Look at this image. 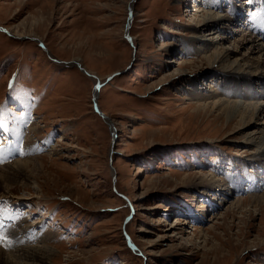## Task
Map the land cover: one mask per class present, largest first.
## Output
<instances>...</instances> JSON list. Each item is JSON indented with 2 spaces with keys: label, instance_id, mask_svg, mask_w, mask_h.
Masks as SVG:
<instances>
[{
  "label": "rangeland",
  "instance_id": "1",
  "mask_svg": "<svg viewBox=\"0 0 264 264\" xmlns=\"http://www.w3.org/2000/svg\"><path fill=\"white\" fill-rule=\"evenodd\" d=\"M263 1L0 0V169L41 162L0 195V252L20 262L26 249H53L48 264H264L261 192L221 202L224 191H203L264 172V151L210 104L257 99L225 95L212 75L236 70L202 56L216 32L259 44L250 24ZM201 11L220 17L196 38Z\"/></svg>",
  "mask_w": 264,
  "mask_h": 264
},
{
  "label": "bare ground",
  "instance_id": "2",
  "mask_svg": "<svg viewBox=\"0 0 264 264\" xmlns=\"http://www.w3.org/2000/svg\"><path fill=\"white\" fill-rule=\"evenodd\" d=\"M193 1H196V0H193ZM263 5H264V1H263ZM261 10L262 8H260V10H258V12L256 13L257 19L253 20V22L250 25L251 26L250 29L253 33H255V35L256 34L260 35L258 38H261L262 42L260 41V43L258 44L257 41H254V39L251 38V35H250L251 32L249 35H247L244 31H241V33L236 35V37L233 36L234 38L225 36V35L223 36V33H225V31L216 32L214 36H211V37L207 36L206 39H203L204 41L208 40L209 42L206 45L207 47L205 45L203 46L202 50H207L208 52H210V54H207V55L205 54L202 56L207 61L218 64L219 66H222L219 68H221L223 72L236 70V72H233V75L236 76L235 78L227 79V78H224V76H220V75L214 76V73L212 75L214 79L221 80V83L225 85V88L223 89V92L225 93V95L231 94L233 96L236 95L238 97H248L252 99H257L256 100L257 102L255 103L254 102L249 103V102H244V101L243 102L241 101L233 102V101H226V100H220V101L216 100L210 104L213 106L216 105V107L219 110H221L222 113H224L225 115L224 117H226V115L228 114L227 118H228L229 123L233 124L236 127L234 131L236 132L237 130H239L238 132L239 134L245 135L247 138L246 143L251 144L249 146L251 147L256 146L258 148L257 150L263 152L264 151V102H261V101H264V97H263L264 96V42H263L264 41V11H261ZM260 12H261V15H260ZM200 16L201 17L200 19H198V22H197L198 24L197 26H199L197 30L199 32L196 30L197 33L199 34L195 35L196 38H198V35H200L201 37H204V35H201V33H206L203 31V29L211 25L210 21L216 18H219L220 14L218 13L215 14L214 12L208 13L206 11L204 12L201 11ZM222 20L223 18L221 17L215 23L219 25L218 23H221ZM234 21H237V19H235ZM229 24L232 25L231 23ZM237 27H238V24H237ZM7 28L11 29L12 27L10 28L7 27ZM231 28L229 27V29ZM212 33H215V32H212ZM26 35L27 34L24 31H22L21 28L16 26L14 36L24 37ZM206 35H209V34H206ZM224 38L230 40L231 43L228 44L226 49H223V48L220 49L219 45ZM230 50H233V51H230ZM240 75H242L243 77H246V79L248 77L252 78L253 86H251V82L249 81V79L246 80L245 78H243V80L245 81L241 80L239 82L236 78L237 76H240ZM237 87H242V90H237ZM249 90L253 91L254 93H251V92L248 93L247 91ZM259 120H261L262 123L260 122V124H258ZM249 124L251 125V127H253V130L250 132L244 131V129L250 128ZM4 134L6 136L2 138V140L4 139L11 140V141H14L16 144H18V139H19L18 134H11V133L6 134V131H4ZM13 135L17 137V140L13 139L12 137ZM11 145L12 144H10L9 146ZM2 152L5 153L4 151ZM35 160L36 159L34 160L31 159V161L16 160L12 162L10 165H8L5 170L0 169V195L8 193V187L10 183L12 182H15L17 180L22 183L24 182L25 184H27L26 181L31 182L30 180L32 178H35L34 176V174L36 173L35 171L38 170V168H41L40 166L41 162L38 160L37 161ZM248 165L253 167V165L250 163ZM260 168L253 167V170H250L247 173H245L242 179H240L238 175L236 176L234 175L230 177V180L228 182L223 183V184L218 183L217 186L210 185L208 186L210 187L209 189L203 188V191L205 193L207 192L213 193L215 192L216 189H219V191H224L223 199H221L222 200L221 202H223L224 198L226 197L228 198L229 194L232 191H237V192L240 190L243 192L244 191L246 192L247 191L249 192L250 191H257V192L260 191L261 194L258 196L256 195L257 197H255L254 199L256 200L257 203L264 202V172H262V170L260 171L259 170ZM261 173H263L262 176H261ZM212 176L211 174L207 175L208 178H203L201 182L207 183V181L209 182L212 180L215 183L219 180L218 178L214 179ZM230 185L232 186V188L229 189ZM207 202H210V200L208 199ZM230 204H233V205H229L228 206L229 208L227 207V210L230 208L231 209L233 208L235 209L239 207L241 208L240 200L231 201ZM205 205L209 207L211 204L205 203ZM230 206H233V207H230ZM190 211L191 210L188 209L187 212H190ZM54 254L55 253L53 249H42L41 246L35 247L29 250L26 249V251L23 252L19 256L21 260L20 262H18L16 259L17 256H15V254L8 255V254H4L3 252H0V264H48L51 256H53ZM12 256H15V257H12Z\"/></svg>",
  "mask_w": 264,
  "mask_h": 264
},
{
  "label": "water",
  "instance_id": "3",
  "mask_svg": "<svg viewBox=\"0 0 264 264\" xmlns=\"http://www.w3.org/2000/svg\"><path fill=\"white\" fill-rule=\"evenodd\" d=\"M126 37V39L128 40V36H125ZM76 65L78 66L77 68H79L80 70H82L83 72H85L86 74H88L83 68H81V67H79V65L76 63ZM88 75H90V74H88ZM92 76V75H91ZM96 78V77H95ZM108 78V77H107ZM106 78V79H107ZM97 79V78H96ZM106 81V80H105ZM100 84H102L101 82H99L98 80H96V82H95V84H94V87H93V89L95 90V92H97V90H98V88H99V86H100ZM92 103H93V108H94V110L103 118L104 117V115L98 110V108H97V106H96V104H95V101L93 100L92 101Z\"/></svg>",
  "mask_w": 264,
  "mask_h": 264
}]
</instances>
